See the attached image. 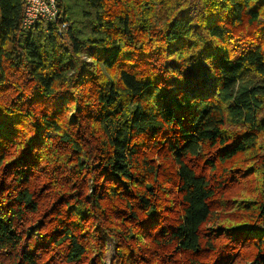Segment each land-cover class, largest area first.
<instances>
[{"label": "trees", "instance_id": "obj_1", "mask_svg": "<svg viewBox=\"0 0 264 264\" xmlns=\"http://www.w3.org/2000/svg\"><path fill=\"white\" fill-rule=\"evenodd\" d=\"M56 2L0 0V264H264V0Z\"/></svg>", "mask_w": 264, "mask_h": 264}, {"label": "built area", "instance_id": "obj_2", "mask_svg": "<svg viewBox=\"0 0 264 264\" xmlns=\"http://www.w3.org/2000/svg\"><path fill=\"white\" fill-rule=\"evenodd\" d=\"M24 12L21 21L23 31L30 29L36 22L42 20L46 23L56 20L58 15V5L56 0H22ZM67 27L66 22H61L56 30L57 35H61L63 29Z\"/></svg>", "mask_w": 264, "mask_h": 264}, {"label": "rangeland", "instance_id": "obj_3", "mask_svg": "<svg viewBox=\"0 0 264 264\" xmlns=\"http://www.w3.org/2000/svg\"><path fill=\"white\" fill-rule=\"evenodd\" d=\"M249 184H250V181H248L247 179L241 181V184H240L238 190H236V191H239V192H243L244 193L245 192V189H246L244 187L247 186V185H249ZM45 196H46V194L44 193L42 195V199H46ZM222 197H224V195ZM225 197L227 198V200L224 201V205L227 206V209L229 210L233 206V204H235V203L230 200V198H231L230 196H225ZM224 215L226 217L234 218L235 215L237 216L238 214H232V215L231 214H224ZM224 215L223 214L219 215V220L222 219V217H224ZM207 227H209V225H207ZM221 231L222 230H218V233H220ZM223 241H224V238H220V239L218 238V240H217V242H223ZM109 249L111 250V248H109ZM247 251H248V249H244L242 251H240V250L237 251L233 255V258H232V261H231L232 263H230V264H245L244 260L242 258H240V257H243V255H246L247 254ZM200 261H201L202 264H206L207 263V261L204 260V259H202Z\"/></svg>", "mask_w": 264, "mask_h": 264}]
</instances>
